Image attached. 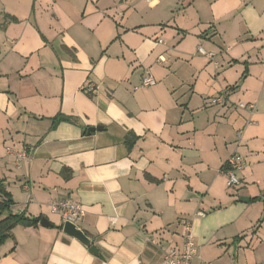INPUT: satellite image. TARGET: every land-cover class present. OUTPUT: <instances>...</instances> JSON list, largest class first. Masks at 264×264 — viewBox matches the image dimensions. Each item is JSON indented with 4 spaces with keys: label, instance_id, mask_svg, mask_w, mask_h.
<instances>
[{
    "label": "crops",
    "instance_id": "0c3cea01",
    "mask_svg": "<svg viewBox=\"0 0 264 264\" xmlns=\"http://www.w3.org/2000/svg\"><path fill=\"white\" fill-rule=\"evenodd\" d=\"M234 153L241 180L264 164V0H0V181L14 213L53 225L15 227L0 264H162L185 221L194 264H236L262 231L238 196L207 204ZM57 200L84 208L98 255Z\"/></svg>",
    "mask_w": 264,
    "mask_h": 264
},
{
    "label": "built area",
    "instance_id": "2783aa9c",
    "mask_svg": "<svg viewBox=\"0 0 264 264\" xmlns=\"http://www.w3.org/2000/svg\"><path fill=\"white\" fill-rule=\"evenodd\" d=\"M145 1L148 3H152L154 0H145ZM198 52L202 56L209 59L210 61H213L216 64V66H218V63H216L215 61L216 54L214 52H208L201 47L198 49ZM159 62L164 63L165 59L162 57L160 58ZM156 84L157 82L155 78L150 74H147L142 80V87H152L155 86ZM84 91L90 95L95 93V89L91 86L85 87ZM228 97H229V93L227 91H224L222 94L211 98L210 104L213 106L226 105ZM239 108L241 110L248 112L251 116L254 115L256 111L255 104L241 103L239 105ZM16 157H17V162L20 164L22 163V161L24 162L28 159V154L25 151H23L17 154ZM225 165H226V169L224 173L228 179L227 186L229 188H233L240 185L241 179L239 178V174L242 173L246 167V161L244 157L239 153H234L228 158ZM51 207L54 212L60 214V216L63 219V225L66 222H70L77 226L85 215L84 208L81 205L72 202L71 200L54 201ZM196 216L205 217L206 214L200 211L197 213ZM184 226H185V235H184L183 247L170 248L165 253L164 261L162 264H194V260L197 253V246H196L195 238L192 233L193 223L191 221H185Z\"/></svg>",
    "mask_w": 264,
    "mask_h": 264
},
{
    "label": "rangeland",
    "instance_id": "374dc122",
    "mask_svg": "<svg viewBox=\"0 0 264 264\" xmlns=\"http://www.w3.org/2000/svg\"><path fill=\"white\" fill-rule=\"evenodd\" d=\"M254 174L255 176L241 180V184L233 188L227 186V177L223 180V183L221 180H218L213 192L209 194L207 204L209 206L215 203L218 204L219 198L224 201L227 199V195L231 196L233 194L235 197L238 196L241 203L240 206L243 205L242 209L246 210L243 220H247L248 223L246 225L250 226L251 234L256 230L262 231L261 241L264 245V164L258 170H254ZM213 196L216 197V200ZM244 245L245 248L241 250L239 261L236 264H255V262H259L260 259L264 258L263 245L260 248H256L254 243L250 244L246 242ZM234 260L236 261V259Z\"/></svg>",
    "mask_w": 264,
    "mask_h": 264
},
{
    "label": "trees",
    "instance_id": "16d2710c",
    "mask_svg": "<svg viewBox=\"0 0 264 264\" xmlns=\"http://www.w3.org/2000/svg\"><path fill=\"white\" fill-rule=\"evenodd\" d=\"M225 169L226 165L223 170L225 171ZM15 205L12 194L7 190L3 181H0V247L11 238L15 227H38L43 219L42 217H28L23 212L14 213L13 208Z\"/></svg>",
    "mask_w": 264,
    "mask_h": 264
},
{
    "label": "water",
    "instance_id": "95a60500",
    "mask_svg": "<svg viewBox=\"0 0 264 264\" xmlns=\"http://www.w3.org/2000/svg\"><path fill=\"white\" fill-rule=\"evenodd\" d=\"M98 129H101V128H98ZM94 130L95 129L92 128L90 132ZM40 224L46 228H51L53 226L52 223L46 218H43ZM63 232L64 234L82 243L85 247H87L90 250V253L94 255H98V251L96 250V247L93 245V242L90 239V237L83 230L78 228L75 224H72L70 222L64 223Z\"/></svg>",
    "mask_w": 264,
    "mask_h": 264
}]
</instances>
